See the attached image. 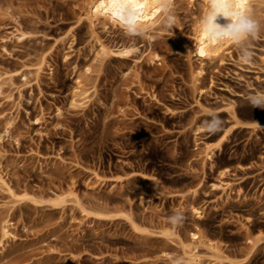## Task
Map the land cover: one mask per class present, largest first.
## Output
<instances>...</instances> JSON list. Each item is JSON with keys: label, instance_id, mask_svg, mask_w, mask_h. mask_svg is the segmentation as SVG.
<instances>
[{"label": "rangeland", "instance_id": "374dc122", "mask_svg": "<svg viewBox=\"0 0 264 264\" xmlns=\"http://www.w3.org/2000/svg\"><path fill=\"white\" fill-rule=\"evenodd\" d=\"M90 1L0 0V264H264V35L203 55V2L174 0L125 56Z\"/></svg>", "mask_w": 264, "mask_h": 264}, {"label": "clouds", "instance_id": "9594fccd", "mask_svg": "<svg viewBox=\"0 0 264 264\" xmlns=\"http://www.w3.org/2000/svg\"><path fill=\"white\" fill-rule=\"evenodd\" d=\"M155 7L158 10L156 19L151 24H146L142 21L140 11L129 0H114L116 19L129 40V45L124 49L125 56L136 53L137 39L155 41L163 33L172 32L175 28L177 15L174 0H155ZM219 18H223L226 23H219ZM197 30L204 44L220 45L231 42L238 64L248 66L255 60L253 42L264 35V21L257 18L252 7H246L240 0H207L206 9L199 16ZM246 99L248 105L264 109V91L251 92ZM222 126L223 119L211 109L205 113V118L200 124L201 130L208 135L216 134ZM184 220V213L179 210H174L167 217L168 224L174 229L182 226ZM172 264L189 262L185 257L178 255L173 258Z\"/></svg>", "mask_w": 264, "mask_h": 264}, {"label": "bare ground", "instance_id": "6f19581e", "mask_svg": "<svg viewBox=\"0 0 264 264\" xmlns=\"http://www.w3.org/2000/svg\"><path fill=\"white\" fill-rule=\"evenodd\" d=\"M204 4V10L206 9L207 0H201ZM251 0H240L246 7L250 4ZM141 14L142 21L146 24H151L158 15V10L155 7V0H129ZM114 0H91L90 1V11L94 16H104L107 20L115 23L117 22L116 13L113 10ZM202 6V5H201ZM218 22L221 24L226 23L223 18H219ZM194 41L197 46L198 51L201 53V48H203V55H211L217 51L218 47L221 45H207L202 43L201 35L196 29L194 34ZM154 54V53H153ZM195 264H199L196 261Z\"/></svg>", "mask_w": 264, "mask_h": 264}]
</instances>
